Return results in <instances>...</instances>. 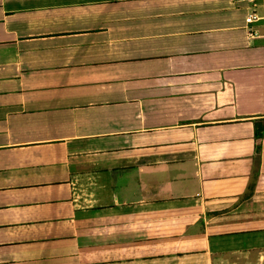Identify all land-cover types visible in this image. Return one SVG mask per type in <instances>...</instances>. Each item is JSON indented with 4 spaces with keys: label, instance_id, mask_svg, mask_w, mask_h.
Returning a JSON list of instances; mask_svg holds the SVG:
<instances>
[{
    "label": "crops",
    "instance_id": "1",
    "mask_svg": "<svg viewBox=\"0 0 264 264\" xmlns=\"http://www.w3.org/2000/svg\"><path fill=\"white\" fill-rule=\"evenodd\" d=\"M0 0V264H264V7Z\"/></svg>",
    "mask_w": 264,
    "mask_h": 264
},
{
    "label": "built area",
    "instance_id": "2",
    "mask_svg": "<svg viewBox=\"0 0 264 264\" xmlns=\"http://www.w3.org/2000/svg\"><path fill=\"white\" fill-rule=\"evenodd\" d=\"M241 2L246 3L249 9V14L245 19L247 25L246 29L249 31L250 36H254L249 26L253 24L255 21L262 19V17L258 15V10L260 7L262 6L264 7V0H241Z\"/></svg>",
    "mask_w": 264,
    "mask_h": 264
}]
</instances>
